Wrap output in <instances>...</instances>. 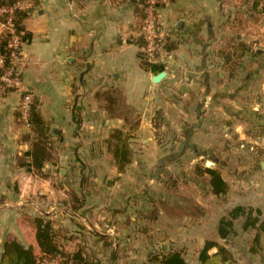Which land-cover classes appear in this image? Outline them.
Segmentation results:
<instances>
[{"label": "crops", "instance_id": "1", "mask_svg": "<svg viewBox=\"0 0 264 264\" xmlns=\"http://www.w3.org/2000/svg\"><path fill=\"white\" fill-rule=\"evenodd\" d=\"M35 2L18 70L48 128L50 160L40 175L20 166L30 148L21 92L0 97V254L14 240L39 257V218L66 257L87 264H161L175 252L200 264L206 241L232 259L243 246L244 264H264V233L243 230L244 217L227 238L217 232L235 207L264 221V4L163 0L158 25L174 49L154 64L164 77L153 83L161 72L138 57V0ZM114 130L126 165L107 145Z\"/></svg>", "mask_w": 264, "mask_h": 264}, {"label": "trees", "instance_id": "2", "mask_svg": "<svg viewBox=\"0 0 264 264\" xmlns=\"http://www.w3.org/2000/svg\"><path fill=\"white\" fill-rule=\"evenodd\" d=\"M25 0H0V6H10L16 2ZM139 4L142 0H138ZM33 7L35 6V0H31ZM260 3L264 4V0H258V5ZM255 5V3H254ZM31 11L26 10L24 12H16L14 14V24L16 31L19 34L20 42L25 44L29 41V35L24 31L22 22L29 15ZM1 19V18H0ZM143 21V10L141 6V27ZM140 27V28H141ZM10 37L8 33L0 34V59L3 62L2 69H7L10 66V52L9 48ZM138 47L142 49L144 42L140 36L137 39ZM166 50L171 51L174 49V45L168 41L165 46ZM243 50L247 51L245 47ZM140 65L145 70H150L154 73L161 72L162 68L154 64L147 63L144 59V55L139 53ZM17 119L20 121L19 113L17 114ZM22 122V121H21ZM28 123L30 127V134L23 137L24 141L29 142L30 148L24 154L27 160L20 162V166L24 167L28 172H34L38 175L41 174V170L45 163L50 160V141L48 128L44 121L42 120L39 112L36 109L35 100H32ZM123 140V132L121 130H114L107 140V145L109 149H112V155L116 163L121 165H126L128 163V149L126 143ZM112 146V147H111ZM211 176L210 184L212 189L217 194L224 193L225 184L221 181L219 175L215 172H209L205 170ZM253 210L243 207H235L227 216L221 218L218 224L217 232L220 239H225L233 232V221L239 217H244L245 221L243 223L242 229L247 230L248 228L256 229L258 233H264V221L259 220V212L255 211V216H252ZM153 215V214H152ZM35 226V237L40 250V256H32L29 250L24 249L21 244L14 240H9L4 242L2 246V252L0 254V264H40L42 259L56 260L62 258L63 261L60 264H87L82 260L79 255H73L71 257H66L59 245L55 243L53 233L51 232V227L49 222L43 221L42 219H34ZM257 239V235L255 237ZM254 239V240H255ZM107 246V243H106ZM110 246V244H108ZM216 248L217 252L209 256L208 251ZM113 257V254L111 255ZM198 260L200 264H225L228 262L231 264V256L223 247L218 245L213 241H206L203 248L198 254ZM90 264V263H89ZM161 264H185L184 260L181 258L180 253H173L161 261Z\"/></svg>", "mask_w": 264, "mask_h": 264}, {"label": "built area", "instance_id": "3", "mask_svg": "<svg viewBox=\"0 0 264 264\" xmlns=\"http://www.w3.org/2000/svg\"><path fill=\"white\" fill-rule=\"evenodd\" d=\"M162 1L142 0L141 3L143 21L139 36L144 42L141 52L144 55V60L150 64H156L161 59L170 57V51L165 48L169 41L168 37L160 30L158 25V11ZM26 10H33L31 0L16 2L10 6H0V34L8 33L10 37L9 48H11L10 66L7 69H2L3 62L0 59V97H3L10 91L21 92L18 113L22 123L26 127H29L28 116L33 96L22 86L18 66L23 44L20 42L19 34L13 22L16 12H24ZM252 49L255 50V46ZM40 264H57V262L55 260L42 259Z\"/></svg>", "mask_w": 264, "mask_h": 264}, {"label": "rangeland", "instance_id": "4", "mask_svg": "<svg viewBox=\"0 0 264 264\" xmlns=\"http://www.w3.org/2000/svg\"><path fill=\"white\" fill-rule=\"evenodd\" d=\"M132 114H130V119L132 120L134 117H133V115L131 116ZM133 121V120H132ZM131 121V122H132ZM131 129H134V128H131ZM135 131V130H134ZM132 132H133V130H132ZM135 143L134 142H132V145H134ZM135 145H137V144H135ZM138 149V146H132V150H137ZM83 161H85V160H83ZM82 165H85V164H83V163H81ZM186 209V208H185ZM239 225H237V229L239 230L240 228H239V226H240V223H238ZM230 241H232V240H230ZM249 243L250 242V240H247V239H244V241H243V243ZM241 244H242V242L240 241V240H236L235 241V245H240L241 246ZM243 246L239 249V251L240 252H235V251H233V254H234V258L232 259L231 258V264H244V262H246V261H248V259H249V256L248 255H246V254H240L241 252H243ZM232 252V251H231Z\"/></svg>", "mask_w": 264, "mask_h": 264}, {"label": "water", "instance_id": "5", "mask_svg": "<svg viewBox=\"0 0 264 264\" xmlns=\"http://www.w3.org/2000/svg\"><path fill=\"white\" fill-rule=\"evenodd\" d=\"M32 12V11H31ZM1 71V70H0ZM164 77V73L163 72H161V73H159V74H157V75H155L154 77H153V79H152V82L153 83H158L160 80H161V78H163ZM211 165V162L210 161H207L206 163H205V166L206 167H209Z\"/></svg>", "mask_w": 264, "mask_h": 264}]
</instances>
